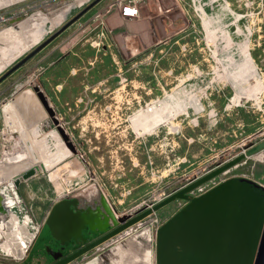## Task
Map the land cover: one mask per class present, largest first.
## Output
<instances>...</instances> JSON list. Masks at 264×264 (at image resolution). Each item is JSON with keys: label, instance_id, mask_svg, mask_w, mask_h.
<instances>
[{"label": "rangeland", "instance_id": "1", "mask_svg": "<svg viewBox=\"0 0 264 264\" xmlns=\"http://www.w3.org/2000/svg\"><path fill=\"white\" fill-rule=\"evenodd\" d=\"M96 1L58 24L57 15L73 0H28L12 11L0 34V77ZM114 1L100 0L69 27L100 48L114 75L109 111L99 102L104 113L82 117L52 105L77 154L28 82L26 65L0 84V160L7 169L20 161L6 153L18 152L33 162L15 177V191L7 188L9 179L0 181V190L15 196L22 223L43 225L53 213L22 261L4 252L15 246L7 226L17 220H3L9 213L1 202L0 264H108L107 256L114 264H155L159 227L187 203L168 225L177 227L171 246L178 261L230 264L226 248L237 236L238 181L201 194L235 177L264 184V150L249 155L264 142V0H217L196 9L180 0H152L139 18L115 17L114 9L96 18ZM28 89L37 101L32 116L11 105L19 93L18 101L29 99ZM67 198L113 218L109 233L85 252L65 253V240L50 238L63 234L54 225L61 208L51 207ZM125 216L131 217L120 221ZM159 242L161 257L162 237Z\"/></svg>", "mask_w": 264, "mask_h": 264}, {"label": "crops", "instance_id": "2", "mask_svg": "<svg viewBox=\"0 0 264 264\" xmlns=\"http://www.w3.org/2000/svg\"><path fill=\"white\" fill-rule=\"evenodd\" d=\"M25 1L28 0H0V9L4 10L12 7L7 11L5 10L7 15H11L12 11L23 10L26 5L23 4ZM35 1L29 0L28 3H35ZM216 1L180 0L181 3H186L190 8L194 9H196V5L207 6ZM114 15L118 18H124L116 11ZM26 23L22 22L15 27L16 29L23 28L22 26ZM6 30L2 29L0 34ZM79 37L77 30L69 28L29 60L25 64L27 72L30 74L28 82H32L34 86H39L46 94L51 105L55 104L61 113H77V115L82 117L97 116L105 111L99 102H106V110L109 111L108 103L115 98L114 77L111 79V75H109V69L112 67L107 66L108 62L105 61L104 57L98 55L101 51L100 48L97 49L94 45L89 44L90 40L88 37L85 38L86 42H83V39L80 40ZM9 63L8 61L6 65ZM2 68H0L1 71ZM29 91V89L25 91L30 96L29 99H26L25 102L18 101V98L23 94L22 92L12 99L13 104L11 105H16L17 108L25 110L27 115L32 116L36 115L34 114L35 112L33 113L32 108L36 97ZM2 111L4 113V109ZM42 117H44L43 114ZM237 181L238 227L235 229L237 230V236L234 239L231 238L234 243L226 248V253L229 255L230 264H254L264 228V184L246 177H235L216 184L201 195L206 197L214 192L217 193L218 190ZM201 195L195 198H200L202 197ZM59 203L64 204L57 203L51 208L52 210L57 207L61 208L60 213L55 215L57 219L54 225L61 227V233L63 234L60 236L57 233H51L50 238L54 242L64 239L65 249L63 251L65 253L76 248L80 252H85L89 250V247L99 244V239L109 233L110 223H112L111 219H113L109 214L102 216L96 210L89 208V211H84L83 205H80L77 200H69L68 198L64 202L60 201ZM187 204L172 214L159 227L156 240L158 242V251L156 250L155 264H181L171 246V244L174 246L172 241L177 227H168V225L171 222L169 219L180 215L183 210L189 207V204ZM50 211L44 220L38 237L41 235L43 228L49 223L50 216L53 215V213L50 214ZM99 218H102V220ZM161 237L165 250H163V254L160 257L159 241ZM169 245L171 249H168ZM31 251L32 248L26 259L29 258ZM106 260L108 264H114L115 261L114 256L112 259L107 256Z\"/></svg>", "mask_w": 264, "mask_h": 264}, {"label": "bare ground", "instance_id": "3", "mask_svg": "<svg viewBox=\"0 0 264 264\" xmlns=\"http://www.w3.org/2000/svg\"><path fill=\"white\" fill-rule=\"evenodd\" d=\"M88 1L89 0H73V2H72L73 5H69V6L65 7V9L63 10V12L60 11L61 13L59 12L60 15L58 14L57 17H59V16H61V17H60V19L57 20L58 22H56V23L58 24L60 22H63L65 20V18L72 12V10L74 8L81 7L85 3H87ZM43 116H44V114H43ZM16 154H17V156L16 155L13 156L14 155L13 153L7 152L6 155H5V158L10 157L13 161H16V162L20 161L18 163H14V165H12L11 167L7 168V169H10L11 170L9 173L8 172H5V170H7L5 168V166H4V163L5 162L3 160H0V179H1L0 181H7L9 179L7 181L8 182V187L5 186L7 188H13L14 187V184H15V180L14 179H15V177L16 176H19V175H22L24 173V172H21L22 169L25 168L26 166H28L27 164L29 163V161L26 160V163L25 164H22L21 161H23L25 159L23 158V156L21 154L19 155L18 152ZM7 155H8V157H7ZM1 183L2 182H0V184ZM0 192H3V195H4L5 199L8 202V204H6L5 201H4V199L0 198V203L2 202L5 205V210L4 209L3 210L5 212L9 213V216L4 215L5 217H3V220L8 221L9 220V217L17 220V222H16L17 225H14V224L10 223L7 226V229L10 230V234L13 237V241H14L13 244H15V246H14L15 248L14 247L12 248V244H11V248L10 249H7L4 252H6L8 256H12V257H14V259H18L19 260V259H21L22 257H24L28 253V248H29V245L28 244H30L32 242L31 236H28V234H27V229H28L27 228V225L25 223H22L20 217L18 216V213L17 212H14L13 206L17 204V200H15V198H12L13 195L10 196V194H7V192H5V191H1L0 190ZM91 196H93V195H91ZM90 200H92V199L90 198ZM85 201H87V200H84V203H86ZM7 206H10V207L8 208ZM0 218L2 219V217H0ZM16 226H17V229H18L17 232H16ZM130 232L131 231L128 230V232H126L125 235L130 234ZM16 251H18V252H16Z\"/></svg>", "mask_w": 264, "mask_h": 264}, {"label": "water", "instance_id": "4", "mask_svg": "<svg viewBox=\"0 0 264 264\" xmlns=\"http://www.w3.org/2000/svg\"><path fill=\"white\" fill-rule=\"evenodd\" d=\"M100 0H97L94 2L91 6L86 8L84 11L78 13L74 18H72L69 22H67L63 27H61L59 30H57L54 34H52L47 40H45L42 44H40L37 48H35L32 52H30L27 56H25L22 60H20L17 64H15L12 68H10L5 74H3L0 77V84L6 80L11 74L16 72L18 69H20L22 66H24L34 55L39 53L43 48H45L48 44H50L53 40H55L59 35H61L67 28H69L73 23H75L78 19L81 18L82 15L85 14V12L88 11L89 8H91L93 5L99 3ZM34 91L36 92L38 98L40 99L41 103L43 104L44 108L47 110L49 116L51 117L53 123L56 125L58 131L62 135L67 147L74 153L77 154L78 151L76 149V146L74 145L73 141L71 140L70 136L66 132V129L61 125L59 119L57 118V113L52 107L50 101L48 100L46 94L43 92V90L39 86H34ZM264 150V142L260 143L259 145L255 146L251 150H249V155H253L255 153H258L260 151ZM26 173V175H28ZM110 217L111 213H109ZM131 216H125V218L120 219V221H125ZM254 264H264V228L262 232V236L260 239L258 252L255 258Z\"/></svg>", "mask_w": 264, "mask_h": 264}, {"label": "built area", "instance_id": "5", "mask_svg": "<svg viewBox=\"0 0 264 264\" xmlns=\"http://www.w3.org/2000/svg\"><path fill=\"white\" fill-rule=\"evenodd\" d=\"M152 0H115L113 4L105 6L100 13L97 14L96 18H106L114 9L121 17L128 18V19H135L139 18L141 15V8L151 2ZM10 17L7 16L6 12L3 9H0V29L4 28L9 21ZM15 184L12 191H15ZM14 194V193H13ZM17 194V193H15ZM15 198V196L13 195ZM18 203V202H17ZM15 206V205H14ZM27 234L31 236L32 242L29 245L28 252L30 248L33 246L34 242L36 241L42 225L40 224H30L29 221L27 222ZM28 256V253L19 260H25Z\"/></svg>", "mask_w": 264, "mask_h": 264}, {"label": "flooded vegetation", "instance_id": "6", "mask_svg": "<svg viewBox=\"0 0 264 264\" xmlns=\"http://www.w3.org/2000/svg\"><path fill=\"white\" fill-rule=\"evenodd\" d=\"M67 29H68V28H67ZM59 36H60V35H59ZM101 48H102V47H101ZM106 48H107V49H106L107 51H108V48L111 49V47H109V46H106ZM37 54H38V53H37ZM106 54H107V53H106ZM109 54H110V52L108 51V55H109ZM34 56H36V55H34ZM34 56H33V57H34ZM33 57H32V58H33ZM32 58H31V59H32ZM31 59H30V60H31ZM112 68H113V67H112ZM113 77H114V75H113V72H112L111 79H113ZM10 109H11V107H10ZM28 161H29V160H28ZM21 163H22V164H25V163H26V160L21 161ZM32 163H33V162L29 161L28 166H26L25 168H23L21 172H26V171L29 169V167L32 165ZM0 194H1L0 196L3 195L2 193H0ZM3 197H4V195H3ZM4 201H5V200H4ZM5 203L8 204L7 201H6ZM9 207H10V206H8V208H9ZM2 209H3V208H1V210H2Z\"/></svg>", "mask_w": 264, "mask_h": 264}]
</instances>
